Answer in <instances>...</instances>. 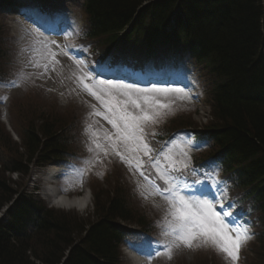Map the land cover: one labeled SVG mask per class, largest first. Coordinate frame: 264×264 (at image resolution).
Wrapping results in <instances>:
<instances>
[{"label":"trees","instance_id":"1","mask_svg":"<svg viewBox=\"0 0 264 264\" xmlns=\"http://www.w3.org/2000/svg\"><path fill=\"white\" fill-rule=\"evenodd\" d=\"M201 11L212 16L202 19ZM86 15L88 33L79 41L93 62L115 48L126 64L147 65L161 51L172 50L205 66L214 122L203 133L212 146L190 156L192 167L201 174L198 170L208 166L211 156L220 157L218 165L236 204L250 201L264 220V81L259 77V68L264 69V0H92ZM3 41L0 27V59ZM39 104L28 103L25 114L19 108L25 121L20 128L22 151L0 128V209L17 194L7 172L27 175L33 161L47 164L80 154L76 129L84 119H78L76 108L69 110L70 119H61L55 116L57 109ZM178 118L159 115L156 123L145 125L147 142L159 143L178 133L185 127L178 126ZM109 169L119 186L97 197L95 217L100 220L90 225L66 264H121L117 249L122 236L115 224L120 219L141 224L127 206L118 169ZM19 200L18 210L29 215L20 220L13 214L11 225L0 224V264H58L75 237L86 232L84 222L73 214H36L25 199ZM259 242L264 246V232Z\"/></svg>","mask_w":264,"mask_h":264},{"label":"rangeland","instance_id":"2","mask_svg":"<svg viewBox=\"0 0 264 264\" xmlns=\"http://www.w3.org/2000/svg\"><path fill=\"white\" fill-rule=\"evenodd\" d=\"M72 2L73 1H69L68 4L71 5ZM55 11L58 12V15H62V12L64 10L62 11V9L58 7L53 12ZM73 11L76 17L78 18L77 12L75 10ZM0 19L5 22L8 31L11 34V37L14 38L13 40H7L4 43V54L9 55V57L11 56V58H13L14 65L21 70L19 75L13 78V80H15L16 84L18 85L17 87L6 88L0 85V104H5L6 109L8 111V106L12 101H14V104L12 105L13 111L18 112L19 116L20 110H22L24 114L27 112V110L25 109L28 103H34L35 101H40V99V108L52 106V108L57 109V111L63 110L60 113L55 110L58 114L55 116H61V119H63L62 117H66L67 119L71 118V116L68 115L69 110H71V108H76V110L78 111V119H81L82 116L88 117L94 111L99 112L101 113V115H95L97 118L96 129H98L97 138L98 140H100L101 144L108 147V143L104 140L105 133H111L113 134V138H115V129L106 119H104V115L108 114L107 110L101 103V101L95 99V97L89 95L86 91H84L82 85L78 81V77L81 75V69H83V71L85 72H90L92 76L96 78V73L92 70L99 67H97V65H90L89 63H87V60L83 61V59V63L78 67V63L80 62V60H73V54L68 52V48H71L72 50L76 49L73 41L71 40L73 38L72 36L66 37L63 34L50 36L43 35V33L41 36L40 31L39 33L33 32L34 29H38L35 25H31L29 22H27V19L25 20L24 17L16 15L12 11L0 16ZM53 19L55 21V19H57V16H55V18ZM41 38L45 39L49 43L51 50L56 53L55 59L59 61V63L52 64L41 55L43 48L42 45L37 43V40ZM52 41H54L55 43H51ZM65 53H67V55H65ZM37 63L40 64L41 67H37ZM45 63L49 64L47 71H45L42 67V65H44ZM2 65L4 66V72L9 71V69L11 68L10 63H2ZM53 67L55 68V71L52 70ZM147 69L145 70L146 72ZM181 70L182 73L180 75H182L183 77L182 81H184V85H188L192 88V98L180 99L175 94H169L167 96H164L162 94H155L156 99H158L161 104L169 105L168 108H158L157 111H159V113L161 114L176 115L179 117L178 119L182 122L191 123L195 127H198L200 126V123L205 122L203 121V116L208 114L202 113L199 109H196V102L194 100L195 97L199 94V91L191 80L192 77L190 75V69L186 68ZM199 74L201 76L199 77L201 80V84L204 85L206 82V78L204 76V69L199 68ZM105 77H99V79H107ZM123 82L126 84H135L130 77H126ZM142 82H145L144 86L137 85L136 87L144 89L153 86L149 85L146 80ZM32 83H34L35 86L40 88L42 92L40 93L36 90L33 91V94L31 93L26 97L27 92L29 91L28 89L30 88L29 85ZM155 86L163 87L160 85ZM3 97H7V100H4ZM120 99L126 100L127 98L120 97ZM70 104L74 105H71V107L67 108ZM92 105H95V109H93ZM129 110L134 112L136 111L131 107L129 108ZM28 111H30L29 108ZM8 118V122L11 128L13 129V118L10 117V115ZM1 120L2 112L0 111V124L5 130L6 124L1 122ZM89 120L90 122H94L96 119L89 118ZM79 129L81 131L78 133ZM76 130L77 135L82 141V149L84 150L81 163L83 164L85 169H93V165L101 160V155L103 154V151L100 149H96L95 152H97V154L93 155L94 152L89 151L91 144L90 132L85 126L77 128ZM190 138L191 137L187 133H185L182 140V145L183 147L188 148V151H195V147L192 146ZM78 148L80 149L79 144ZM19 149L20 147L17 150ZM125 155L128 154L125 153ZM112 157L115 159V162L119 163L121 169H123V171L127 173L130 179L131 187L133 193L135 194L134 199L136 201V206L139 207V212L141 214H146V211L149 210V208L146 207H152L155 210L157 216H159L161 220V223L159 225H161L168 212L167 202L159 194L155 193L152 185L148 181H146L144 177L141 176L134 167L130 168L128 164L122 161L120 157L117 156L115 153L112 155ZM62 166L68 169V173L70 175V177L63 182V187L61 186L62 191H64L67 196H81L83 193V191L79 193L81 189L89 187V185H87L86 183L85 177L83 176V174H77L75 172L74 167L72 166H68L67 164H62ZM12 178L14 180H17L16 177ZM38 179V177H34L32 182L30 183V186L33 187V189L35 186H38L41 189V191L38 193L40 196L38 197L41 199L44 198L42 196V191L45 188L46 181L41 179L38 182ZM111 179V186L107 190V192L110 191L112 187L116 186L115 184H113V182H115L113 176H111ZM19 181L25 182V180L21 179ZM214 186L215 188L212 191L215 193L216 196L219 197V202L224 203L227 207L228 205L225 196L224 194H221L220 189L217 187V181L215 182ZM128 191L130 194L131 188L129 185ZM92 205L93 202L88 205L87 212L94 210V207ZM217 210H220L219 207L217 208ZM74 211L80 213L82 217H84V211L81 212L76 208L74 209ZM233 214L235 213L233 212ZM146 221L151 223L150 218H148ZM155 227H157V224H155ZM158 227L154 238H148L147 240H145L146 238H144V236L141 238H134L128 244L130 246H133L144 244V242L148 241L149 243L152 242V246H155L156 241H163L164 239H166L161 235L162 227ZM132 228H134L133 230H135V226H133ZM206 249L207 251L202 250L198 253H194V251L192 250L182 248V250L174 252L173 258L171 260L167 259L165 256L158 257V260L160 262L159 264H231V261L228 260V258L225 257L223 254H217L214 250L210 248ZM212 251H214L215 254ZM243 255L246 257L245 263L243 261ZM123 262L124 264H131V262L128 261L126 256L123 257ZM237 264H264V252L258 251L253 245L250 246L248 249L246 246L245 248L241 249L240 259L238 260Z\"/></svg>","mask_w":264,"mask_h":264},{"label":"snow or ice","instance_id":"3","mask_svg":"<svg viewBox=\"0 0 264 264\" xmlns=\"http://www.w3.org/2000/svg\"><path fill=\"white\" fill-rule=\"evenodd\" d=\"M33 32L39 33V29H34ZM37 43L42 45L41 55L43 57L52 64L59 63L55 59L56 53L51 50L45 39L41 38L37 40ZM82 63L80 61L78 67ZM36 66L41 67L38 63ZM42 67L47 71L49 64L45 63ZM52 70L55 71V68L53 67ZM92 71L96 73V78L90 72L81 69L78 81L84 91L101 101L108 113L104 115V119L116 130L115 138L113 134L105 133L104 140L108 143V147L93 139L92 143L95 148L102 150L105 156L109 154L110 148L130 168L134 167L137 171L145 165L141 156L148 157V165L156 169L158 178L165 185L161 187L154 180H149L143 171H140V175L149 181L155 193L159 194L168 204L167 215L162 224L158 225L162 227L161 235L166 239L156 241L155 246H152L150 242L151 251L148 255L152 258L165 256L171 260L174 252L182 248L192 251L210 248L217 254L227 257L231 264H237L241 249L254 239L255 234L251 226L241 222L243 217L240 214H233L234 205L229 204L226 207L224 203H220L219 197L209 187H205V181L193 180V184L198 185V188L188 185L187 176H194L196 170L192 169L189 172L191 157L187 151H181L178 156H175L169 149L152 156L154 149L150 147L145 138V125L156 123L160 115L157 109L169 107L168 104H161L155 94L164 96L175 94L180 99H191L192 88L188 85L184 87L153 85L150 88L141 89L135 84L124 83L126 77L116 75L114 69L102 66ZM110 72L111 75H109ZM105 75L108 76L107 79H99L100 76ZM0 84L6 88L18 86L15 80L0 81ZM120 97L127 99L122 100ZM3 99L7 100V97ZM92 107L95 109V105ZM130 107L136 111L129 110ZM93 114L101 115L96 111ZM89 128L91 129V126ZM97 135L93 132V136ZM89 151L93 149L89 148ZM161 159L166 162L163 166ZM217 187L223 194V187L219 182H217ZM218 207L220 210H217Z\"/></svg>","mask_w":264,"mask_h":264},{"label":"bare ground","instance_id":"4","mask_svg":"<svg viewBox=\"0 0 264 264\" xmlns=\"http://www.w3.org/2000/svg\"><path fill=\"white\" fill-rule=\"evenodd\" d=\"M176 1V0H174ZM201 15H202V19H207L209 16H212L210 13H207V12H203L201 11L200 12ZM264 45V43H263ZM263 52H264V48L262 49ZM248 55V54H247ZM243 56L246 58L245 54H243ZM248 59H250V55L247 57ZM260 70L263 71V73H260V76L262 78V81H264V69L263 68H259ZM4 120L6 121L7 120V115L5 114L4 115ZM58 173H59V170L57 168H52L50 171L46 172L44 174V176H47L46 180L48 182V184H51L52 182L54 183H58ZM119 173V172H118ZM120 174V173H119ZM44 196L46 198H48L50 204L55 207H60V208H68V209H80V210H86L88 205L91 204V196L89 194L88 191H86V193H84L83 196H75V198H69V197H66L64 195H62L59 187L57 186H52V187H49L48 189L45 190L44 192ZM134 256H137L136 254H134ZM138 257H140L138 255ZM145 259V257H144ZM143 259V260H144ZM142 260V261H143ZM148 264H155L154 262L152 261H147Z\"/></svg>","mask_w":264,"mask_h":264}]
</instances>
